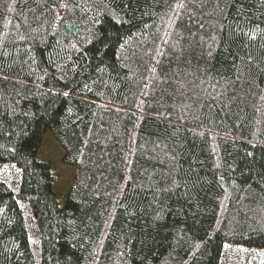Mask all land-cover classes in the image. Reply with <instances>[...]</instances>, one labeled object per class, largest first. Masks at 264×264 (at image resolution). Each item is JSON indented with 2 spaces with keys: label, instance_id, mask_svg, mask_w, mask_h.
<instances>
[{
  "label": "trees",
  "instance_id": "16d2710c",
  "mask_svg": "<svg viewBox=\"0 0 264 264\" xmlns=\"http://www.w3.org/2000/svg\"><path fill=\"white\" fill-rule=\"evenodd\" d=\"M0 162V264L264 249V0H0Z\"/></svg>",
  "mask_w": 264,
  "mask_h": 264
},
{
  "label": "rangeland",
  "instance_id": "374dc122",
  "mask_svg": "<svg viewBox=\"0 0 264 264\" xmlns=\"http://www.w3.org/2000/svg\"><path fill=\"white\" fill-rule=\"evenodd\" d=\"M38 158L50 163L52 172L56 177L53 189L58 196L59 203L62 204L73 179L74 167L63 163V150L49 131L45 133L41 142ZM19 176L16 167L0 162V180L4 181L13 190H17L19 186ZM29 213V209L24 208L26 229L33 243V252L35 256H38V249L34 245L36 235L31 229L32 223ZM221 264H264V249L229 245L225 249Z\"/></svg>",
  "mask_w": 264,
  "mask_h": 264
}]
</instances>
